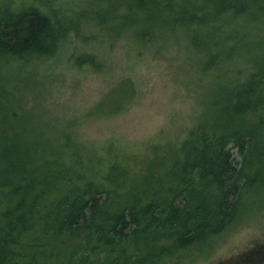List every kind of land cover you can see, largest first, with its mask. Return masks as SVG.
I'll return each instance as SVG.
<instances>
[{
    "label": "trees",
    "instance_id": "trees-1",
    "mask_svg": "<svg viewBox=\"0 0 264 264\" xmlns=\"http://www.w3.org/2000/svg\"><path fill=\"white\" fill-rule=\"evenodd\" d=\"M35 1L0 0V102L11 75L5 68L53 57L63 30L80 18L52 15ZM91 17L141 43L183 25L192 45L205 47L206 67L246 48L250 70L216 90V112L175 151L152 143L138 170L114 157L102 168L90 155L84 165L73 148L70 162L18 150L8 123L20 127L21 119L0 118V264H166L224 233L243 198L264 183V143L221 120L242 118L240 126L256 127L251 120L264 113V0H100ZM75 63L97 65L91 54ZM131 89L118 84L95 109L118 112Z\"/></svg>",
    "mask_w": 264,
    "mask_h": 264
},
{
    "label": "rangeland",
    "instance_id": "rangeland-1",
    "mask_svg": "<svg viewBox=\"0 0 264 264\" xmlns=\"http://www.w3.org/2000/svg\"><path fill=\"white\" fill-rule=\"evenodd\" d=\"M35 3L47 4L52 15L71 12L80 18L76 27L63 30L53 57L16 61L5 68L11 75L0 118L10 121L14 114L21 119L20 127L12 120L8 123L19 138L18 150L28 147L70 162L73 148L84 165L90 155L102 168L105 158L114 157L129 170H138L152 143L161 151H175L190 129L216 112V90H227L234 78H244L250 70L252 53L246 48L234 59L221 58L206 67L205 47L192 45V35L183 25L167 27L162 36L141 43L115 23L107 29L92 20L91 9L100 0ZM83 54L93 55L97 65L75 63ZM122 82L131 85V99L123 101L116 113L95 109ZM234 119L228 122L221 116L229 126L253 131L264 143V128L259 126L264 113L251 120L256 127L244 128L242 118ZM166 264H264V183L243 198L237 220L224 233Z\"/></svg>",
    "mask_w": 264,
    "mask_h": 264
}]
</instances>
